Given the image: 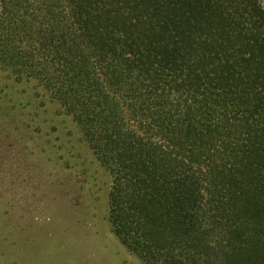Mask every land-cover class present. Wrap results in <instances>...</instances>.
Segmentation results:
<instances>
[{"label": "trees", "instance_id": "1", "mask_svg": "<svg viewBox=\"0 0 264 264\" xmlns=\"http://www.w3.org/2000/svg\"><path fill=\"white\" fill-rule=\"evenodd\" d=\"M262 0H0V67L108 170L143 264H264Z\"/></svg>", "mask_w": 264, "mask_h": 264}, {"label": "rangeland", "instance_id": "2", "mask_svg": "<svg viewBox=\"0 0 264 264\" xmlns=\"http://www.w3.org/2000/svg\"><path fill=\"white\" fill-rule=\"evenodd\" d=\"M110 182L48 89L0 67V264H143L111 232Z\"/></svg>", "mask_w": 264, "mask_h": 264}]
</instances>
